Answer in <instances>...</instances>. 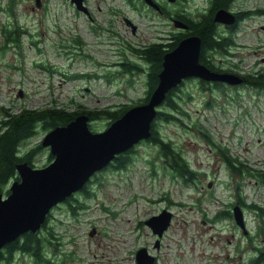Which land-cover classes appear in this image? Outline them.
Masks as SVG:
<instances>
[{
    "label": "rangeland",
    "instance_id": "rangeland-1",
    "mask_svg": "<svg viewBox=\"0 0 264 264\" xmlns=\"http://www.w3.org/2000/svg\"><path fill=\"white\" fill-rule=\"evenodd\" d=\"M105 1L110 3L108 7L120 10L112 20L101 0H86L92 19L77 11L70 0H0V116L1 107L11 108L12 113L50 106L68 111L114 110L143 99L145 73H124L119 65L123 56L137 60L125 44L142 46L158 36L168 37L177 28L170 18L148 5H142V14H138L123 4L124 0ZM156 1L194 17L206 5L204 0ZM238 7L261 9L264 0H242ZM125 18L136 26L135 32ZM5 21L22 31L20 46L4 40L1 28ZM218 24L217 29L223 32L224 24ZM234 41V55L229 61L216 57L217 64L242 74L264 73V15L242 21ZM196 80L183 83L182 90L187 93L178 92L186 99L181 102L186 115H175L177 119L158 124L162 136L181 148L190 167L203 175L200 181L192 186L172 179L157 159V146L136 144L133 164L126 170L108 168L95 173L87 185L93 193L90 198L75 193L85 209L71 215L62 202L53 207L48 220L53 235L45 231L40 234L53 263L136 264L135 253L142 246L158 256L156 264H245L254 254L253 246L262 242L264 231V186L249 176L233 177L220 154L197 129L198 125L206 128V133L233 157L264 170V91L224 85L206 92L198 88ZM108 121L106 117L91 120L90 130L103 131ZM44 134L40 129L26 147L40 142ZM48 152L43 147L35 155V167L48 164ZM237 188L246 203L261 208H241L247 234L233 217L212 221L219 210L237 200ZM161 208H169L172 218L160 246H155L157 236L144 220ZM10 264H32V258L16 254Z\"/></svg>",
    "mask_w": 264,
    "mask_h": 264
},
{
    "label": "trees",
    "instance_id": "trees-1",
    "mask_svg": "<svg viewBox=\"0 0 264 264\" xmlns=\"http://www.w3.org/2000/svg\"><path fill=\"white\" fill-rule=\"evenodd\" d=\"M133 1L134 0H130L131 3ZM231 1L232 0H210L207 13H200L198 17L192 16L183 9H178L176 11L169 10L165 7V5H163L162 9L163 11L165 9L164 12L166 17L171 18L169 16H172L173 18L180 19L187 27L185 29H176L175 31H170L169 36L165 38L158 36V38L153 42L144 44L142 46L135 47L129 43L125 44L129 53L136 57L137 60L123 56L119 64L123 68L124 73L129 72L134 74L143 72L146 76V90L144 97L142 100H139L134 104H122L114 110H86L81 108L74 111H68L65 108L57 106L39 109L22 108L16 113H12L11 108L9 107H1L0 194L6 196L9 193L10 184L14 180L19 179L16 168L17 165L26 163L27 165L35 168L34 157L43 148L41 145L42 140L29 147H26V143L31 138H33L40 129L46 134L58 126L67 125L81 114H85L89 117V129V122L101 117H106L109 120L107 125H109L111 122L120 118L128 109L132 108L133 106L146 104L158 83V73L162 68L164 54L167 51L172 50L176 44L186 36L194 35L200 38V63L204 64L213 71L232 72L237 74L242 78V83H245V85L253 87L259 91H264V73L256 71L242 74L237 71H233L231 68H224L222 65L217 64L216 57H221L229 61V57L234 55L231 52V49L236 46L234 41L235 35L232 33V31L220 32L217 29V25H219L218 22L213 20L216 11L221 8H227ZM9 3L11 5L12 1ZM4 10L8 13L10 12V10L7 8H4ZM250 13L253 15H263L264 8L251 11L243 10L239 14L238 18L244 21L250 16ZM6 23V21L3 22L1 28V34L4 40L8 44L12 42L17 43L20 39L19 36L22 31H20L19 27L12 29L11 27L7 26ZM164 40L165 42H163ZM76 41L79 43L78 39ZM17 46H20L19 42L17 43ZM189 79L190 78L184 79L180 84L166 93L164 100L156 107L157 113L150 126V136L146 139L140 140L138 143H153L155 146H157V159L161 160V167L168 170L171 178L178 179L186 185L194 186L196 185V180L200 181L199 178L203 175L197 173L190 167L189 161L182 152L181 148L173 146L169 140L162 136L158 124V122L161 121L169 122L177 119V116L175 115H186L187 112L181 105V102L185 101L186 99L183 100L180 94L184 95L187 93L182 90V86L183 83ZM196 85L202 91L212 92L213 90L221 89L226 84L221 82H207L198 79L196 80ZM178 92H180V94H178ZM188 98L189 95L187 96V99ZM161 107L164 109H161ZM178 121L179 123H182V120H177V122ZM193 125L196 126L198 124L195 123ZM197 132L203 139H205L211 146L214 147L218 154H220L225 166L230 172L235 174V176H240V178H245L246 176L252 177L258 184H262V186H264V170L251 168L245 162L233 157L224 145L217 144L213 138H211L209 134L206 133V128L198 125ZM134 146L117 154L113 161L108 164V166L99 171L101 172L107 170L108 168H112L117 171L126 170L128 166L133 164L135 155ZM52 159L53 156L49 151L47 154V163L51 162ZM153 161L155 162V160ZM92 177L95 178L96 174H94ZM91 178L81 190L75 192L76 194H81L84 199L93 196V193L87 189V185L91 182ZM75 193L62 202L66 204L67 210L71 215H77L79 211L85 209V203L80 201L79 198L76 197ZM235 193L237 194V199L240 200L238 204L240 208L247 207L253 211L261 210V208L254 203H246L243 196H241L239 193V188H237ZM229 204H234V202ZM229 206L230 207L225 208V214L230 212L229 216L225 214H217L215 219L218 220L223 217H233V211L231 207L232 205ZM50 214L51 212L48 214L44 223L38 230L35 232H25L13 241L5 244L0 250V262H6V264H10L15 258V255L19 254L30 256L32 258V264H59V262L53 263L51 258L47 256V253L44 249L45 242L40 235L42 231H45L48 236L53 235L52 231H50L53 226L49 223L50 221H48ZM261 234H263L262 242L259 245L253 246L254 254L247 258L245 264H264V231H262ZM49 238L50 237H47L46 240L49 241ZM248 239L251 240L252 236L248 237Z\"/></svg>",
    "mask_w": 264,
    "mask_h": 264
},
{
    "label": "water",
    "instance_id": "water-1",
    "mask_svg": "<svg viewBox=\"0 0 264 264\" xmlns=\"http://www.w3.org/2000/svg\"><path fill=\"white\" fill-rule=\"evenodd\" d=\"M70 1L77 10H86L83 0ZM144 2L159 10L154 0ZM213 20L227 25L235 22L234 16L224 9L217 10ZM172 22L178 29L187 27L180 19L173 18ZM200 45V38L190 35L167 51L149 101L128 109L103 131L92 132L88 127L89 117L81 114L67 125L58 126L43 136L41 145L52 154L51 162L40 168L26 163L17 165L19 179L10 184L6 196L0 194V250L21 234L38 230L54 206L81 190L117 154L148 138L151 123L156 117V107L164 100L166 93L184 79L193 77L234 86L242 83V78L237 74L213 71L200 63ZM232 211L235 223L247 234L242 209L235 205ZM171 218L172 213L162 209L144 220V224L157 236L155 246L169 227ZM135 261L136 264H154L155 257L141 247L135 253Z\"/></svg>",
    "mask_w": 264,
    "mask_h": 264
},
{
    "label": "flooded vegetation",
    "instance_id": "flooded-vegetation-1",
    "mask_svg": "<svg viewBox=\"0 0 264 264\" xmlns=\"http://www.w3.org/2000/svg\"><path fill=\"white\" fill-rule=\"evenodd\" d=\"M101 1H103V3H106L107 4V7L108 6H110V3L108 2V1H105V0H101ZM157 4H158V6H159V10H157V9H155V8H153V7H151V8H153L154 10H156V11H158L159 13H161V14H163L164 16H165V9H164V11H163V9H162V7H163V5L161 4V3H159V2H157L156 0H154ZM176 1H178V0H176ZM205 1V3H206V5H205V8L203 9V10H201L199 13H198V16L200 15V13H207V10H208V8H209V5H210V0H204ZM241 3V1L239 0H232L231 1V3H229L228 4V6H227V8H221V9H224V10H227L228 12H230L233 16H234V19H235V22L234 23H232V24H224L223 25V23H222V25L225 27V29H224V31L223 32H228V31H232V33L236 36V34H237V29H238V27H239V24L243 21V20H240L238 17H239V14L243 11L242 10V8H239L238 6H239V4ZM83 4H84V6L86 7V10L88 11H86V10H82V12H84L87 16H88V18H90V19H92L91 18V14H90V10L88 9V7H87V5H86V0H83ZM123 4H125L126 6H128L129 8H131V10H133V11H135V12H137L138 14H142V5H145L146 6V4H145V2H144V0H134L132 3L130 2V0H124L123 1ZM139 4V5H138ZM238 7V8H237ZM76 9V8H75ZM247 10H249V9H247ZM254 10V9H253ZM78 11V10H77ZM249 11H251V10H249ZM81 12V11H80ZM107 12L109 13V14H107V16H108V18H110L111 20H112V17H114L115 15H119L120 14V10L117 8V9H115V8H111V7H108V9H107ZM250 16L249 17H247V19L248 18H250L251 16L253 17V14L252 13H250L249 14ZM264 15V14H263ZM197 16V17H198ZM166 17V16H165ZM169 17H171L170 19H172L173 17L172 16H169ZM125 22H126V24L127 25H129L130 27H131V30H132V26H134V29H133V31L132 32H135L136 31V26L134 25V24H132L127 18H125ZM108 24H110L109 22H108ZM218 26V25H217ZM99 29H101V30H104L103 28H101V27H99ZM107 31H111V29L110 28H108L107 27V29H106ZM112 32V31H111ZM98 33V32H97ZM79 43H80V41H79ZM98 43H103V44H105V45H109V43H107V42H103V41H99ZM114 44V43H113ZM123 58V57H122ZM113 65H116V64H113ZM120 65V64H119ZM235 69V68H234ZM232 73V72H231ZM97 76V75H96ZM240 86H247V85H245V83H241L240 84ZM230 172V171H229ZM230 174L234 177V175H233V173L232 172H230ZM229 185V184H228ZM239 186V185H238ZM237 186V187H238ZM210 201V200H209ZM239 199H237L236 201H234V204H229V205H232L231 207H233L234 205H238L239 204ZM162 209H169V208H161V210ZM160 210V211H161ZM226 212H225V209H221V210H219L212 218H213V220L212 221H215L216 219H215V217L217 216V214L218 215H222V214H225ZM225 215H230V212H228L227 214H225ZM161 239V238H160ZM158 244H159V246H160V240H159V242H158ZM147 250H148V252H149V249L146 247V246H144ZM150 253V252H149ZM150 254H152V253H150ZM152 255H154V254H152ZM155 256V263L154 264H156L157 263V260H158V256L157 255H154ZM237 264V263H236Z\"/></svg>",
    "mask_w": 264,
    "mask_h": 264
}]
</instances>
